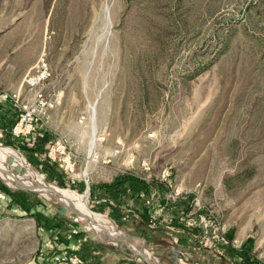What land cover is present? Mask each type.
I'll list each match as a JSON object with an SVG mask.
<instances>
[{
	"label": "rangeland",
	"instance_id": "374dc122",
	"mask_svg": "<svg viewBox=\"0 0 264 264\" xmlns=\"http://www.w3.org/2000/svg\"><path fill=\"white\" fill-rule=\"evenodd\" d=\"M43 63L46 77L29 86ZM3 85L28 107L41 94L34 133L47 130L42 151L59 168L69 154L74 167L131 170L146 181L139 203L154 222L180 199L179 224L196 227V216L211 214L219 234L230 227L264 259V0H0ZM0 146L23 160L31 174L20 177L72 190L169 264L163 234L153 244L131 218L113 220L90 202L88 189L56 184L22 150ZM3 172L0 195H12L0 196V264H147Z\"/></svg>",
	"mask_w": 264,
	"mask_h": 264
},
{
	"label": "crops",
	"instance_id": "0c3cea01",
	"mask_svg": "<svg viewBox=\"0 0 264 264\" xmlns=\"http://www.w3.org/2000/svg\"><path fill=\"white\" fill-rule=\"evenodd\" d=\"M8 91H10L9 87L4 85L0 87V141L16 146L30 161H36L38 167L45 176L51 178L52 182L65 185H70L72 182L71 184L78 190L88 189L90 202L106 208L111 219H118L119 216L131 218L144 238L151 239L153 244H159L158 236L163 234L162 238L167 243L164 251L168 253L169 264H264V259L258 257L253 250L251 251L247 244L248 240L235 234L230 227L225 228L220 234L222 237H219L213 236L212 228L204 233L199 224H196V227L179 224L176 217L177 210L187 203L184 202L181 206L180 199L171 202V206L166 205L165 213L153 223V225L156 224L155 226L151 225L147 201L141 206L139 203V191L146 181L138 178L131 170L125 172L117 166H75L73 171L67 172L59 168L46 151H42L46 140H49L47 130L39 131L38 135L35 133L27 136L11 134L10 127L16 118L17 106L22 103L15 102ZM13 94L17 95L19 101V94ZM2 193L3 195L0 196L6 199L12 195L8 190ZM195 219H198L197 216ZM129 234L134 233L129 232ZM202 235L209 238L207 243L201 241ZM105 242L111 246L117 245L113 241ZM96 243L102 245V241ZM126 247L131 249L128 245Z\"/></svg>",
	"mask_w": 264,
	"mask_h": 264
},
{
	"label": "bare ground",
	"instance_id": "6f19581e",
	"mask_svg": "<svg viewBox=\"0 0 264 264\" xmlns=\"http://www.w3.org/2000/svg\"><path fill=\"white\" fill-rule=\"evenodd\" d=\"M91 145H92V139H91L90 146H89L90 149H91ZM4 158L8 159V161L10 163H12L16 168H19L20 172H23L24 174L25 173L31 174L27 170L24 171L23 160L17 158L16 155L13 153H6V150L0 146V166H1L2 170L4 171L1 175H2V178L4 179V181H6L9 184L14 185V187H18L20 185L21 186H32V188H33L32 190L37 191L43 195L55 197L57 199H60L61 201H63V200L67 201L68 203H66L64 201L63 202L67 205L77 207L76 209L79 212L78 218L82 221V223L85 224V226L87 228L93 229L99 234L103 231L102 225H103L104 221L99 216H97L95 213H93L92 211H90L86 207L83 199H79V198H76L75 196H73L74 194H76L75 192H73L72 190L63 189V188H59V187H55V190H50L48 188L47 184L44 183V181H42L40 176L39 175L37 176V174H36L37 172L35 173L36 177L34 179H29V178L24 179V178L20 177L17 174V172H15L14 170L12 171L11 170L12 168L11 169L7 168L5 161H4ZM18 173H19V171H18ZM104 223H106V221ZM129 244L130 243H128V246H130ZM132 245L135 246L136 249H137V246H139V245H137L136 242H135V244H132ZM130 248L132 250H134V248H132L131 246H130Z\"/></svg>",
	"mask_w": 264,
	"mask_h": 264
},
{
	"label": "built area",
	"instance_id": "2783aa9c",
	"mask_svg": "<svg viewBox=\"0 0 264 264\" xmlns=\"http://www.w3.org/2000/svg\"><path fill=\"white\" fill-rule=\"evenodd\" d=\"M43 66L39 68V70L28 76L26 82L28 83L29 86H35L37 85L44 77H46V74L44 73L45 71V63L42 64ZM12 97L15 99V102H18V97L15 94H12ZM44 104L43 98L41 96L40 93L36 94V102L35 104H33V106L28 107L26 104H21L19 105V114L16 117L15 121L13 122V124L10 127V132L12 135L15 136H27L30 134L34 133V130L37 127V124L39 123L38 121L40 120V116H34L35 115V111L38 110V113L40 112V108L41 106ZM99 140H103L104 139V135L102 136H98ZM52 160L55 159L54 156H51L50 153L47 154ZM90 154H88L87 158H90ZM64 160L66 161V165L64 166L65 171L67 172H71L74 169L73 163L70 162V155L68 154L66 156V158H64ZM145 168H148V166H144ZM166 170H164L163 174L165 175ZM200 216L195 225L199 224L202 228H203V232L206 233L208 232V227L212 226L213 229V236H221L218 232L222 229L221 226H219V222L217 220V218L211 214H206ZM150 223H154V215L150 214ZM202 242L207 243L208 242V237L205 235H202ZM233 243H236L235 241H233Z\"/></svg>",
	"mask_w": 264,
	"mask_h": 264
},
{
	"label": "water",
	"instance_id": "95a60500",
	"mask_svg": "<svg viewBox=\"0 0 264 264\" xmlns=\"http://www.w3.org/2000/svg\"><path fill=\"white\" fill-rule=\"evenodd\" d=\"M7 164H12V163H7ZM14 171H17V172L19 171V173H23V172H20V170L16 167ZM47 186L50 190H55V186L51 184H47ZM16 188L23 189V190L33 189L32 186H21V185ZM53 198L61 205L62 208L73 212L77 217L79 216L78 210L73 208V206L65 204L60 199H57L55 197ZM102 229H103V232L105 233V237L103 238V241H113V242H121V243L123 242L126 245H128V243L135 244V241L137 238L136 236H133L127 232H124L118 228H114L113 226L105 224V223L102 225ZM88 234L91 235L90 233ZM133 251L138 256H140L143 260H145L147 264H156V262L150 257V255L144 249L143 243L137 246V249L136 250L134 249Z\"/></svg>",
	"mask_w": 264,
	"mask_h": 264
}]
</instances>
